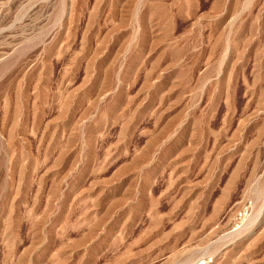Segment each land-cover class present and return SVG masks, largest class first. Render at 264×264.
Masks as SVG:
<instances>
[{
	"label": "rangeland",
	"instance_id": "1",
	"mask_svg": "<svg viewBox=\"0 0 264 264\" xmlns=\"http://www.w3.org/2000/svg\"><path fill=\"white\" fill-rule=\"evenodd\" d=\"M0 264H264V0H0Z\"/></svg>",
	"mask_w": 264,
	"mask_h": 264
}]
</instances>
